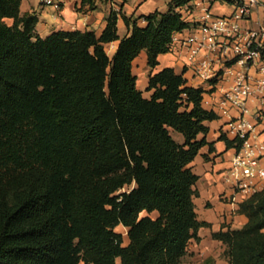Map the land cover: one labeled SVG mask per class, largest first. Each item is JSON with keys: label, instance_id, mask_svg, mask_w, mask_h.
<instances>
[{"label": "trees", "instance_id": "obj_1", "mask_svg": "<svg viewBox=\"0 0 264 264\" xmlns=\"http://www.w3.org/2000/svg\"><path fill=\"white\" fill-rule=\"evenodd\" d=\"M22 1L0 0V264H181L208 226L198 219L190 164L211 145L207 122L219 116L184 74L152 72L147 98L133 68L143 51L154 70L174 50L173 37L193 25L182 10L196 0H171L166 12L141 17L145 26L112 9L100 35L45 38ZM116 41L110 55L106 45ZM239 212L246 225L213 237L230 264H264V189Z\"/></svg>", "mask_w": 264, "mask_h": 264}, {"label": "crops", "instance_id": "obj_2", "mask_svg": "<svg viewBox=\"0 0 264 264\" xmlns=\"http://www.w3.org/2000/svg\"><path fill=\"white\" fill-rule=\"evenodd\" d=\"M61 1L62 9L57 11L53 7L43 6L40 8L38 0H23L21 11L22 13L37 12L39 15L37 32L43 38L60 30L94 31L100 35L107 25V19L112 9H118L128 17L139 18V26H145L146 22L141 17L155 11L166 12L171 0H126L125 3H122V0H93L94 6L88 3L82 4L83 0ZM206 8H210L217 15H227L233 11L232 6L228 3L196 0L191 4V9L184 8L182 13L188 22L194 24L203 15ZM260 25H264V8L257 9L250 21L252 27ZM118 34L121 37L129 34V29L121 17L118 20ZM118 45L119 41H116L107 44L106 47H110L114 54ZM158 59L159 65L151 70L147 63V53L143 51L134 61L133 71L138 62L148 67L149 75L164 68L175 69L177 73L184 74L190 86L204 90L203 106L208 110L212 109L210 103L207 102H211L212 98L218 95L217 88L230 83V80L220 82L216 84V89L212 88L209 83L195 75L191 68L186 67L185 54L178 51L177 48L167 54L160 55ZM221 68H223V62L216 61L214 69ZM134 74L137 76L135 72ZM149 75L148 80H144L143 86L138 87L140 90L147 87ZM150 96L151 92L148 97H145L149 98ZM223 123L224 120L220 118L207 122L210 128L207 140L211 145L204 146L190 164L193 172L199 176L195 186L199 195L194 200L198 219L208 223V226L199 230V239H192L189 242L187 253L182 258L181 264H230L225 255L226 246L221 241L214 239L213 234L219 232L224 225L232 229H240L248 222L247 216L239 212L240 204L246 198L237 195L236 201L232 202L233 189L223 180V173L231 166L235 154V149L228 148L226 141L220 139ZM178 136L183 141L182 135Z\"/></svg>", "mask_w": 264, "mask_h": 264}, {"label": "built area", "instance_id": "obj_3", "mask_svg": "<svg viewBox=\"0 0 264 264\" xmlns=\"http://www.w3.org/2000/svg\"><path fill=\"white\" fill-rule=\"evenodd\" d=\"M230 2L233 11L227 15L204 9L191 28L173 37V46L185 54L186 67L212 88L230 80L216 87L218 95L207 103L224 120L221 135L235 143L231 166L223 173L235 202L237 195L248 198L264 189V25L250 26L264 0ZM40 4L62 9L61 0ZM216 61L223 68L214 69Z\"/></svg>", "mask_w": 264, "mask_h": 264}, {"label": "rangeland", "instance_id": "obj_4", "mask_svg": "<svg viewBox=\"0 0 264 264\" xmlns=\"http://www.w3.org/2000/svg\"><path fill=\"white\" fill-rule=\"evenodd\" d=\"M38 2H39V7L41 8V7H43L41 4H40V0H38ZM9 23L11 22V21H8ZM107 51H108V53L110 54V55H112V49L110 48V47H107ZM134 72L137 74V85H138V87L140 88V87H142L143 86V82H144V80H148V75H149V69H148V67L146 66V65H144V64H142V63H140V62H138L137 64H136V66H135V70H134ZM143 91V94H144V96H149V92H147L146 91V88L145 89H143L142 90ZM179 134L178 133H174L173 134V136H174V138L177 140V141H179V142H182V139L178 136ZM1 140H3L2 142H7V140L6 139H1ZM3 155H1L0 154V167H2V165L3 164H6V162H5V157H2ZM133 186H131V187H127V188H125V189H123L122 191H120L119 193H121V192H124V191H126V190H129V189H131ZM118 193V194H119ZM145 214V213H144ZM144 214H142V215H144ZM153 217H155L157 214L156 213H153V214H151ZM116 231L117 232H119V233H121V234H123V237H124V245H127L128 244V229L127 228H125V227H123V226H119V227H117L116 228ZM120 261H118V263H119Z\"/></svg>", "mask_w": 264, "mask_h": 264}]
</instances>
